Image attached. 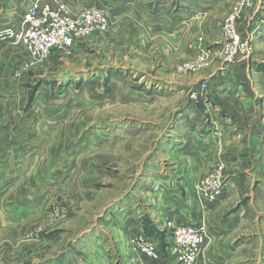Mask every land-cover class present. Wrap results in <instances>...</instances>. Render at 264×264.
Segmentation results:
<instances>
[{
    "label": "rangeland",
    "instance_id": "1",
    "mask_svg": "<svg viewBox=\"0 0 264 264\" xmlns=\"http://www.w3.org/2000/svg\"><path fill=\"white\" fill-rule=\"evenodd\" d=\"M31 1L18 3L17 16L8 19L0 33L4 27L18 28L10 25L18 23ZM257 2L42 0L53 10L62 7L73 20L94 14L105 25L95 20L86 31L71 33L70 44L56 45L39 64L9 35L0 36V44L6 47L0 53L4 74L0 95L8 98L0 105V127L10 130L0 135L1 140L16 161L12 168L19 174L31 169L37 180L30 199L16 191L10 198L15 204L0 209L4 219L0 264H97L94 261L102 259L106 249L116 260L113 229L128 222L145 228L153 225L160 239L144 236L159 247L172 241L174 230L162 222L169 218L157 213L160 192L173 184L163 182V175L182 174V167L174 169L177 151L170 153V147L186 142L184 132L192 128L191 114L185 113L198 103L190 99L191 91L205 83L208 93L218 81L222 90L229 88L227 81L240 70L237 64L250 55L253 43L245 17ZM233 10L239 12L234 20L236 37L249 50L230 57L225 25ZM262 165L257 172L260 179L264 178ZM216 168L215 163L194 186ZM226 169L223 163V191ZM183 178L179 185L186 186ZM245 184L249 197L238 199L220 216L223 222L246 204L256 228L255 221L264 224V196L255 193V182ZM194 186L189 189L202 206L223 193L207 202L196 197ZM196 221L203 223L206 234L200 254L209 248L213 235L208 238L205 221ZM239 231L230 228L229 238L235 240ZM133 236L127 238V260L133 254ZM257 236L251 245L237 250L231 264H264V228Z\"/></svg>",
    "mask_w": 264,
    "mask_h": 264
},
{
    "label": "crops",
    "instance_id": "2",
    "mask_svg": "<svg viewBox=\"0 0 264 264\" xmlns=\"http://www.w3.org/2000/svg\"><path fill=\"white\" fill-rule=\"evenodd\" d=\"M21 1L16 0L15 5H9L11 0H0V28L8 19L17 16L16 9L18 3L22 4ZM262 3L264 4L262 0H258L252 14L245 17V29L249 31L247 33L252 40L253 48L250 55L237 64L240 70L237 76L227 81L230 87L222 90L221 81H218L213 90L210 88L204 100L198 101V105H190L185 113L191 114L189 119L193 122L191 130L186 131L189 128L187 127L184 132L183 139L186 134L187 143L180 140V143L174 144L169 151L170 153L177 151L175 153L178 160L173 162L177 165L174 169L180 170L179 168L182 167V174L175 173L170 176L164 174L162 177L163 182L169 181L173 184L167 185L163 192H160L161 205L157 211L158 215H165L183 223L200 218L206 223L208 238L210 234L213 235L209 238V241L212 240L209 248L199 254L196 264H228L229 262L231 264L237 250L251 245L255 239H258L257 232L264 228L263 221L261 223L255 221L256 228H253L252 220L248 218L251 211L246 204H240L234 213L224 217L226 219L223 222L220 216L222 212L225 213L223 210L230 209L233 203L237 205L240 201L238 199L249 197L245 183L255 182V193L264 196V178H258L261 173H257L259 166L262 164L264 166V17L261 10ZM11 6L14 9H11ZM3 49L6 47L0 44V53ZM1 73L0 71V80L4 78V74ZM5 74H7V69ZM210 85L209 83V87ZM7 100L6 96L0 95V105ZM214 112L220 116L214 117ZM9 131V128L0 127V135L7 134ZM197 131L199 133H196ZM181 148L184 149L180 150ZM190 153L193 154L189 155ZM220 161L227 168L224 175L226 188L214 203L202 206L199 202H195L194 194L189 188L194 186L198 177ZM15 164V159L8 152V144L3 142L0 136V209L2 211L4 206L15 204L10 198H13L16 191L23 192V195L30 199L34 184H37L36 177L31 174V169L19 174L16 169L12 168ZM255 166L258 168L254 170ZM181 176L184 177L183 181L186 186L185 184L179 185ZM260 183L263 189H259ZM176 189H181L182 193ZM27 209L31 210V208ZM3 222L4 219L1 217V224ZM234 227L240 229L238 232L240 235L237 234L238 237L235 240L233 236L230 237L233 241L228 244L231 235L228 230ZM113 230L118 259H113V255H110L109 250L106 249L105 256L94 261L97 264H171L165 256L157 261L143 259L133 254L132 258L127 260L125 256L129 236L152 235L154 239L159 240L161 233L148 234L146 228L137 222L117 225ZM207 243L208 241L205 246ZM222 247H224L223 251H221Z\"/></svg>",
    "mask_w": 264,
    "mask_h": 264
},
{
    "label": "built area",
    "instance_id": "3",
    "mask_svg": "<svg viewBox=\"0 0 264 264\" xmlns=\"http://www.w3.org/2000/svg\"><path fill=\"white\" fill-rule=\"evenodd\" d=\"M42 0H32L24 14L20 17L16 25L18 27L11 30L4 27L1 35H9L13 43L22 46L29 54L33 63H42L53 47L58 44L68 45L71 42V33L77 30L86 31L88 24L96 22L103 27L104 19L98 15H83L80 20H73L64 13L62 7H56L41 3ZM57 3V0H55ZM243 3L239 4L241 8ZM236 10V9H235ZM233 12L226 18L225 31L229 37V56L236 53H248L246 42H240L236 37L234 20L239 16V12ZM185 68H190L185 65ZM207 86L205 83L193 89L190 99L194 101L206 98ZM214 173L199 179L194 186V193L198 199L203 201H214L223 191L224 183L221 176L222 162L216 163ZM164 226L172 228L173 239L165 247H159L153 240L144 235H135L131 238L130 248L133 255L143 259L160 260L163 256L169 259L171 264H196L197 258L203 245L206 234L205 226L199 221L191 220L187 223H178L172 218L162 220ZM1 224V216H0ZM164 249V250H163Z\"/></svg>",
    "mask_w": 264,
    "mask_h": 264
},
{
    "label": "trees",
    "instance_id": "4",
    "mask_svg": "<svg viewBox=\"0 0 264 264\" xmlns=\"http://www.w3.org/2000/svg\"><path fill=\"white\" fill-rule=\"evenodd\" d=\"M154 228V229H153ZM146 231L149 233V234H152V233H155L156 232V229L155 227H153V225H151L150 227H147L146 228Z\"/></svg>",
    "mask_w": 264,
    "mask_h": 264
}]
</instances>
